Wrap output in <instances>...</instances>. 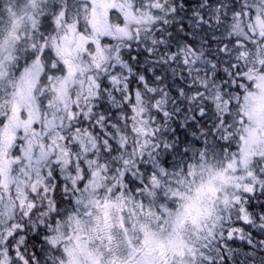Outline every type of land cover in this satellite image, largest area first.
Instances as JSON below:
<instances>
[{
  "label": "snow or ice",
  "instance_id": "1",
  "mask_svg": "<svg viewBox=\"0 0 264 264\" xmlns=\"http://www.w3.org/2000/svg\"><path fill=\"white\" fill-rule=\"evenodd\" d=\"M0 264H264V0H0Z\"/></svg>",
  "mask_w": 264,
  "mask_h": 264
}]
</instances>
